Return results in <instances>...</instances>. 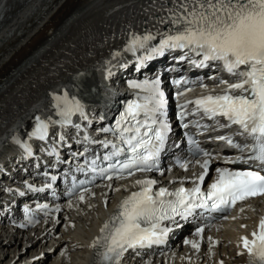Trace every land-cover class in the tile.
Instances as JSON below:
<instances>
[{
    "label": "snow or ice",
    "instance_id": "snow-or-ice-1",
    "mask_svg": "<svg viewBox=\"0 0 264 264\" xmlns=\"http://www.w3.org/2000/svg\"><path fill=\"white\" fill-rule=\"evenodd\" d=\"M176 2L177 0H173V3ZM179 8L182 12L176 13L175 9H168L177 14V19L171 21L176 25L175 34L164 33L158 46L151 51L162 53L165 48L187 49L202 57L200 60H192V64L205 67L208 62H219L224 71L234 78V81L230 82L213 77L218 86L225 87L219 93L208 92L195 100L180 104L179 118L183 121L187 116H199L201 119L214 121L220 128L238 126L240 129L238 135L251 138V145L234 144L232 138L226 136H219L217 139L226 141L229 146L241 151L249 148L251 154L244 162L251 161L255 166L235 170L217 167L216 177L204 191L201 184L208 174L212 154L201 149L199 144L189 137L194 145L193 155L204 157L202 162L196 161L203 172L193 180L195 186L179 187L175 191H169L164 187L154 190L156 180H136L135 186L139 187V191L132 192L120 203L118 211L100 230L102 234L107 232V235H102L93 244L95 247L101 240L105 242L104 251L98 253L102 256L104 264H120L124 253L129 249L135 250L137 247L162 243V237L168 231L167 228L160 227L162 220H171L176 216L187 218L197 209L224 211L250 198L264 197V0H180ZM155 38L151 33L143 36L133 35L125 50L135 53L137 49L144 48ZM118 55L119 53H114V56ZM148 58H141V63L143 59ZM180 59H186V56H181ZM176 83L187 84L188 81ZM133 86L144 88L148 95L141 97L140 101L134 100L129 103L114 127L98 130L112 133L116 137L115 142L99 141L104 148L111 146L112 151L102 158L85 160L87 169L79 166L78 171L88 170L100 178L111 180L114 176L124 178L125 175L131 176L137 171L159 170V156L170 130L168 123L163 119L166 115L164 94L159 89V80ZM201 87L207 88L203 84ZM184 94L185 90L176 93L177 98ZM52 99L53 107L61 119L47 122L37 116L35 129L30 133L31 137L46 140L50 123L60 124L62 127L70 125L71 118L76 113L83 119H88L82 103L75 97L70 98L67 92L63 95L53 94ZM189 104L194 105L191 111L187 110ZM218 118H223L227 123L220 124ZM193 123L198 128L208 127L201 125L200 120ZM188 126L187 123L183 124L185 128ZM74 127L78 132L83 131L79 124ZM58 137L59 141L65 140L63 134H58ZM83 141L88 144L97 143L86 131ZM121 145H125L126 148ZM23 147L28 155L32 154L30 145L24 144ZM87 151L86 148L85 152ZM48 154L58 156L55 148ZM77 155L84 153H73L74 157ZM121 156L124 158L119 159ZM101 159L108 162L107 167L99 166ZM241 159L238 157L234 162ZM181 166L185 169L188 167L187 164ZM52 179L55 180L56 177L53 176ZM75 189L76 185L73 184L68 194L72 195ZM79 198L83 200V194ZM201 232L203 229L198 228L197 234ZM241 242L249 257V264H264V218H261L258 229L251 233V239L243 236ZM189 243L193 248L199 249L198 243L191 241Z\"/></svg>",
    "mask_w": 264,
    "mask_h": 264
},
{
    "label": "bare ground",
    "instance_id": "bare-ground-1",
    "mask_svg": "<svg viewBox=\"0 0 264 264\" xmlns=\"http://www.w3.org/2000/svg\"><path fill=\"white\" fill-rule=\"evenodd\" d=\"M149 1L154 0H29L25 3L7 0L5 17L0 22V79L22 59L38 51L34 59L11 76L9 86L0 92V154H11L19 131L36 122L37 116L44 121L55 117L54 102L51 101L53 94L67 92L70 97H82L96 88L95 71L116 60L127 47L108 43L114 32L127 26L120 22L111 24L110 17L119 10ZM172 19H177V14L165 13L161 20L168 23ZM161 30L150 26L144 32L145 35L158 34ZM41 46L43 50H40ZM99 46L101 49L96 51ZM86 47H92L93 51L66 67L58 78L40 83L52 65ZM114 53L119 55L114 56ZM26 92L30 96L12 109L11 116L1 120L3 112ZM114 198L115 194L110 193L75 207L68 212L66 219H61L55 228L48 227L39 237L34 233L26 241L22 238L1 239L0 264H22L30 258L35 259L36 255L37 258L29 264H98L101 258L98 253L103 252L104 241L95 247L93 244L104 235L100 230L111 220ZM251 227L252 230L255 225L251 224ZM245 233L250 236L252 231ZM231 234L233 238L236 235ZM236 238L240 239V235ZM26 249L30 255L25 257ZM237 249L232 245L214 248L196 259L193 253L186 255L187 251H183L154 264H190L191 260H196V264H209L213 257L215 262L218 254L224 264H242L245 257L237 256ZM131 263L143 264L144 260Z\"/></svg>",
    "mask_w": 264,
    "mask_h": 264
},
{
    "label": "rangeland",
    "instance_id": "rangeland-1",
    "mask_svg": "<svg viewBox=\"0 0 264 264\" xmlns=\"http://www.w3.org/2000/svg\"><path fill=\"white\" fill-rule=\"evenodd\" d=\"M27 251H29V250L26 249L25 252H27ZM26 254H27V255H25V257L28 256L29 252H27ZM22 257H24V256H22ZM45 262H46V261H45Z\"/></svg>",
    "mask_w": 264,
    "mask_h": 264
}]
</instances>
